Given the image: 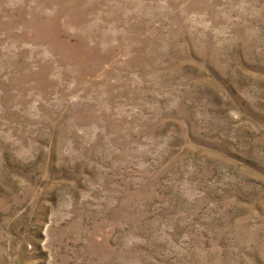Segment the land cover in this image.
I'll return each instance as SVG.
<instances>
[{
  "label": "rangeland",
  "instance_id": "1",
  "mask_svg": "<svg viewBox=\"0 0 264 264\" xmlns=\"http://www.w3.org/2000/svg\"><path fill=\"white\" fill-rule=\"evenodd\" d=\"M0 264H264V0H0Z\"/></svg>",
  "mask_w": 264,
  "mask_h": 264
}]
</instances>
